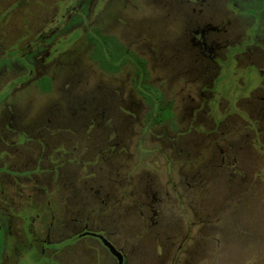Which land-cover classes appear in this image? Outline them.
<instances>
[{"label":"rangeland","instance_id":"374dc122","mask_svg":"<svg viewBox=\"0 0 264 264\" xmlns=\"http://www.w3.org/2000/svg\"><path fill=\"white\" fill-rule=\"evenodd\" d=\"M224 1L0 0V264H118L95 233L123 264H264V137L251 143L233 111L216 124L262 73L242 66L249 51L241 82L203 62L264 35V0ZM58 145L29 226L22 176L57 163Z\"/></svg>","mask_w":264,"mask_h":264},{"label":"flooded vegetation","instance_id":"af4514ba","mask_svg":"<svg viewBox=\"0 0 264 264\" xmlns=\"http://www.w3.org/2000/svg\"><path fill=\"white\" fill-rule=\"evenodd\" d=\"M256 1H258V0H251V3L252 4L254 2L256 3ZM224 2H225V4L223 3V5L227 8L226 4H229V6L231 7L232 10L233 9H237V7H238L237 5H239V0H238V3H236L234 0H225ZM255 5H253V6L257 10V12H255L256 13L255 19H256L261 14V12H260V9L261 8L260 7L262 5L261 6L259 5V7H256ZM231 12H233V11H231ZM235 16L239 17V21L241 19H242V21L244 19H246V17H244V16H242L240 14L239 15L238 14H235ZM230 21H231V18L227 20L228 23H230ZM255 25H256V23H255ZM206 26L210 27L209 24H207ZM216 27H218L217 30L215 29ZM222 27L224 28L223 25H220V26L214 25V27H211V29L214 28V30L215 31H218V32L220 30L219 33L228 31V29H225V28H224V30L221 29ZM256 31H257V33H255V35H254V42L255 43H254L253 46H251V44H247L244 50L241 49L236 54L235 52H230L231 51V48H234V45H236V44L235 43H232V45H229V41H228L229 39H227L226 42H224L223 45L221 44V45H218V47H217L220 50L222 49V46H225L226 47L223 56H220L219 57V56H217V54L215 52V54L211 56V60L209 59L210 62L208 64H207L206 61H203V62L206 63V65L204 66V72L205 73L216 72V70L218 68L220 70L222 68H224L227 71V75L226 76L229 77V78H230V76H232L231 77V80L233 82V79H234V83H235L236 79H238V78H240V82L243 80L241 78V75H238L237 76V72H236L238 70V68H239L238 66H236L237 61H238V58H239V54H242L245 51H249V52L253 53V56L252 57H250L249 55L244 56V58H246V60H245L246 63L243 64L242 66H246L247 65V67H248L249 65H251L254 68L256 67L257 70L262 73L261 76H258L255 73V71H251L248 74V76L252 74L251 77L252 78H255L254 86H252V88H251L252 91L250 93H248V94H245V96L243 94H240V92H239L238 99H237V102H236L237 105L236 106H234V105H230L229 106V102H228L224 106V108L220 110L221 117L216 122L217 125H218V123L222 125V121H223V123L226 121L225 118H227V115L228 114H230V115H231V113L234 114L233 116H236L235 117V120L237 121V119H239L238 120L239 121L238 127H236V128H238L237 129L238 131L240 129L244 128L245 130L243 132H246V136H245L246 138H249V136H248V132L249 131L248 130H250V131H252L254 133L253 135H251V137H252L251 143H253V144L258 143L259 140H261L264 137V67L261 66V65H259L258 63L256 64V60H255V57L256 56L254 55V52L258 51L259 49L264 50V35H262L260 37L259 30H256ZM205 34H206L205 31L202 30V32L200 33L201 38L205 39V37H206ZM197 41L198 42L199 41L200 42H203V41H201L200 37L197 38ZM217 48H215L214 51ZM211 68H213V70ZM235 68H237V69H235ZM239 72H240V69H239ZM243 84H245V82H243ZM247 96H250V98H252L251 101L254 102L253 108H251L252 105H251V107H249L248 105H245V103H249L250 102V100H248L249 98ZM222 100H220V102H222ZM217 108H219V107H217ZM231 111H233V112H231ZM250 111H251V113H250ZM228 112H231V113H228ZM249 114H250V116H249ZM248 116L250 117V119L248 118ZM261 135H263V136H261ZM75 145H76V142H75ZM55 148L58 149V150L56 151ZM55 148H54V151H55V155L54 156H56V161L58 163V165H57L58 168L57 169L54 166V164H57V163H54V164H51V165L50 164H47L46 165V168H42V167H41V169L38 168V170H39L38 171V174L36 173L34 175L31 174V175L22 176L28 182V184L26 186L27 187L30 186V190H29L28 194H26V196H25V198H29V200H28L27 204L25 205V207H23V208H28V210L25 211L24 209H22V213H24L22 215H25V213H28L27 216H26V218H28L27 220H29L28 221V225L29 226H33L34 227V223L36 221L37 222L39 221L40 216L43 213L41 210H38L40 208L39 205H36L35 204L36 202L35 201L33 202V200H32L33 192H40L39 194H41V193L44 194V192H48V189L51 188L50 187V184L53 185V183L56 182V180H57L56 178H55V180H53L54 177H52L51 179H49V181L47 180V182H46V179H44V181H42L41 178H40V176H42V179H43V175H46L48 173V171L49 172L51 171L57 177L58 175H60L61 167L65 163L66 157H64V155L67 154V149H65V150L62 149L63 148L62 145L55 146ZM52 152H53V150L51 148V151L47 152L42 157V159L45 160V161L48 160V159H50V156H51ZM57 157H59L60 161L57 159ZM65 172L66 171L63 172V175H64ZM44 178H46V176ZM43 182H46V183L42 184ZM14 186H15V195H14L15 197H13V198L15 200L12 201V203L13 204L15 203V205H18V207H19V205H21V203H22L20 201L21 199H19L21 197V194L18 191L19 190V184L15 180H14ZM41 187H42V189H41ZM150 192H152V193L150 194L151 195L150 196V200H148V203H150V204H148V207L151 206V203H154V202L157 201L156 200V197H155V194H154L155 191L150 190ZM3 193H4V186H2V184H0V200H1V195H3ZM145 193H147V192H145ZM36 201H39V200H36ZM45 203H47V202H45ZM7 205H9V202L0 201V211H2L1 209L6 208L4 206H7ZM149 210H150V215H151V223L152 224H155L157 222V220L155 221V220H153V218L158 215V211L155 210V209H152L150 207H149ZM32 211L34 212V215H31V212ZM1 215L2 214L0 212V220L2 219L1 218L2 216ZM40 226H41V224H38V226H36L38 228V230L41 229ZM6 235H7V237L10 235L8 228H7V234ZM92 235L95 236V237H97L101 241L102 244H103V242H102L100 236H102L103 238L107 239L105 237V235H102L100 233H95V234H92ZM7 247L8 246L6 244V246H5V248L3 250L5 251ZM122 257H123V254H122ZM117 263H118V261H117Z\"/></svg>","mask_w":264,"mask_h":264},{"label":"water","instance_id":"95a60500","mask_svg":"<svg viewBox=\"0 0 264 264\" xmlns=\"http://www.w3.org/2000/svg\"><path fill=\"white\" fill-rule=\"evenodd\" d=\"M103 244L109 249V251L116 257L118 264H123L122 254L110 243L107 239L100 236Z\"/></svg>","mask_w":264,"mask_h":264},{"label":"trees","instance_id":"16d2710c","mask_svg":"<svg viewBox=\"0 0 264 264\" xmlns=\"http://www.w3.org/2000/svg\"><path fill=\"white\" fill-rule=\"evenodd\" d=\"M139 68H140V66H139Z\"/></svg>","mask_w":264,"mask_h":264}]
</instances>
